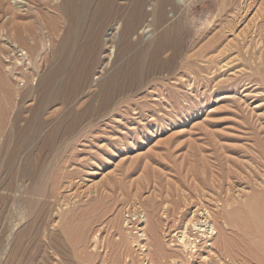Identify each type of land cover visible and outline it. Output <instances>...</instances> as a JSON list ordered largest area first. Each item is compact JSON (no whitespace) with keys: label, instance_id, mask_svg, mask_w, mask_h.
<instances>
[{"label":"bare ground","instance_id":"1","mask_svg":"<svg viewBox=\"0 0 264 264\" xmlns=\"http://www.w3.org/2000/svg\"><path fill=\"white\" fill-rule=\"evenodd\" d=\"M125 1L0 0V20L7 17L0 22V218L7 213L15 233L8 244V264L80 263L73 253H87L91 241L86 233L78 237V229L85 226L88 232L89 226L103 224L114 208L100 210L108 190L104 187L102 192L96 187L95 198L85 206L92 193L69 195L85 175L77 163L79 144L94 133H106L112 114L144 91L152 77L190 66L179 62L184 40L180 25L166 26L169 0L152 8H146V0ZM147 18L153 23L145 26ZM224 54L220 51L216 65L220 73L232 70L233 61ZM111 61L119 65L109 74ZM43 64L47 69L33 92L32 78ZM178 81L171 87L184 90L186 82ZM29 90L35 104L25 108ZM86 91L87 100L78 105ZM58 104L61 109L49 112ZM260 149L259 176L251 180L246 174L243 182L249 194L235 195L241 183L234 180L232 166L225 177L216 153L200 155V166L192 160L185 169L166 173L165 185L148 178L135 184L132 202L122 203L130 202L132 218H145L144 239L131 241L123 234L119 216L114 225L118 241L105 245L103 257L94 243L96 250L80 264H264V145ZM73 165L77 169L70 170ZM147 189L153 194L144 200ZM89 212L95 213L91 220ZM164 227L177 238L170 248L164 243Z\"/></svg>","mask_w":264,"mask_h":264},{"label":"rangeland","instance_id":"2","mask_svg":"<svg viewBox=\"0 0 264 264\" xmlns=\"http://www.w3.org/2000/svg\"><path fill=\"white\" fill-rule=\"evenodd\" d=\"M160 1L146 0V8L157 7ZM165 9L170 15L169 25L166 26L180 25L184 40L179 62H188L190 69L186 66V70L152 77L144 86V91L126 100L121 111L112 114L111 122H107L108 127L104 130L106 133H94L79 144L77 163L81 164L78 167L83 169L85 175L83 180L76 181L79 183L69 195L77 191L92 193V198L85 199L86 203L82 204L85 206L95 198V189L100 188L101 192L108 189L100 210L104 207L114 209L105 214V223L93 228L89 226L88 232H84L85 226L78 229V237L86 233L91 242L87 253H81L78 249L73 253L74 258L78 256L75 258L77 262L82 263V259L86 262L87 255L96 250V244L102 257L105 251L108 252L105 245L111 246L119 239V232L115 231L117 228L114 230L119 216L123 234L131 241L136 239L141 242L144 239L141 231L146 226L145 218L143 215L132 218V205L122 202L125 199L132 202L135 191L138 192L137 186L146 183L147 178L152 184L157 180L165 185L166 173L180 170L181 167L185 169L193 161L200 166V155L213 157L216 153L226 178V169L232 166L236 175L234 180L241 183L234 192L240 195L251 192L243 183L247 181L246 174L248 179H253L260 173L257 174V166H263L257 156L264 145V0H184L183 3L169 0ZM147 19L145 26L153 23V20ZM5 20L7 17L0 22ZM159 33L160 30L150 33L145 43L149 38V41L154 40ZM220 37H223L222 40ZM220 51L225 52L223 56L228 61L232 59L229 67L232 70L225 68L220 73V68L216 66ZM43 65L40 72L38 70L39 74L32 78L30 86L33 92L41 71L47 69V64ZM115 65L119 64L112 61L108 64L106 70L109 74ZM101 76L104 78V75ZM233 78L236 79L232 81ZM178 80L186 82L184 90L171 87L179 84ZM221 81L224 85L220 84ZM31 90L25 108L35 104L36 97ZM92 90L97 91V86ZM87 91L80 96L78 105L87 100ZM179 97L180 100L175 101ZM61 107L58 104L49 112ZM76 166L69 169H77ZM152 194V189L143 190V199L150 198ZM6 214L0 218V264H8V244L15 234L10 229L12 221ZM94 215L89 212L86 217L91 220ZM174 235L167 230L163 233L166 247L176 245ZM131 246L134 250L138 249L136 244L132 243ZM36 263L39 264L38 261L33 264ZM98 264H102V261Z\"/></svg>","mask_w":264,"mask_h":264}]
</instances>
